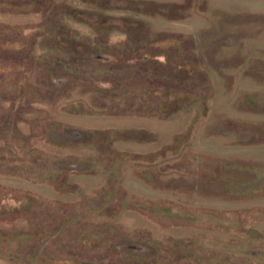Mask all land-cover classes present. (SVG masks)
<instances>
[{"label": "rangeland", "instance_id": "374dc122", "mask_svg": "<svg viewBox=\"0 0 264 264\" xmlns=\"http://www.w3.org/2000/svg\"><path fill=\"white\" fill-rule=\"evenodd\" d=\"M0 264H264V0H0Z\"/></svg>", "mask_w": 264, "mask_h": 264}, {"label": "trees", "instance_id": "16d2710c", "mask_svg": "<svg viewBox=\"0 0 264 264\" xmlns=\"http://www.w3.org/2000/svg\"><path fill=\"white\" fill-rule=\"evenodd\" d=\"M87 167H88L87 165H83L82 168H83L84 170H89V168H87Z\"/></svg>", "mask_w": 264, "mask_h": 264}]
</instances>
